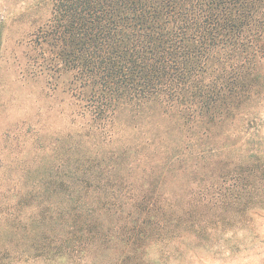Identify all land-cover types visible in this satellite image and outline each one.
I'll return each instance as SVG.
<instances>
[{
	"label": "trees",
	"instance_id": "trees-1",
	"mask_svg": "<svg viewBox=\"0 0 264 264\" xmlns=\"http://www.w3.org/2000/svg\"><path fill=\"white\" fill-rule=\"evenodd\" d=\"M50 14L25 43L20 73L68 92L89 133L101 134L122 107L156 104L169 123L157 137L177 130L183 139L107 155L68 139L58 156L34 146L0 200L11 257L143 264L153 246L180 251L206 235L208 197L240 200L255 179L264 184L263 155L223 149L264 78V0H52ZM141 155L140 183L124 189L122 169L135 170ZM228 168L227 194L217 186ZM167 176L187 184L168 188Z\"/></svg>",
	"mask_w": 264,
	"mask_h": 264
},
{
	"label": "rangeland",
	"instance_id": "rangeland-1",
	"mask_svg": "<svg viewBox=\"0 0 264 264\" xmlns=\"http://www.w3.org/2000/svg\"><path fill=\"white\" fill-rule=\"evenodd\" d=\"M51 8L52 0H0V193L4 194L0 200L13 190L18 173L27 168L21 159L26 153L31 155L34 146L42 157L58 156L61 152L58 144L68 139L71 145L79 143L80 147L107 155L108 151L138 147L147 140H153L154 146L158 144L163 149L183 139L182 134L174 130L169 135L172 139L161 141L169 123L162 119L156 104L137 110L122 107L101 134L93 130L89 133V124L80 117L75 100L68 92L60 87L52 91L42 76L20 73L25 43L50 17ZM261 81L254 97L244 105L247 114H243L238 123L228 126L224 135L223 149L233 158L254 150L264 156V78ZM139 157L141 164L135 170L122 169L126 178L121 182L124 189L130 182L134 186L140 183L145 158L144 155ZM126 159H135V156L129 153ZM231 174V169H226L225 183L217 186H223L227 194L228 189H235L229 179ZM162 181L166 187L176 189L186 183V179L178 176H167ZM245 193L249 196L240 200L226 196L217 201L215 197H208L206 213L199 216L206 221V235L197 239L198 243L189 241L188 249L182 248L181 242L180 251L175 250L176 247L166 250L153 246L143 264H264V184L255 179L245 188ZM5 228L6 222L0 213L2 264H44L25 257L19 261L11 257L12 250L7 247L14 241L7 240L10 236ZM54 264L76 263L64 257Z\"/></svg>",
	"mask_w": 264,
	"mask_h": 264
}]
</instances>
